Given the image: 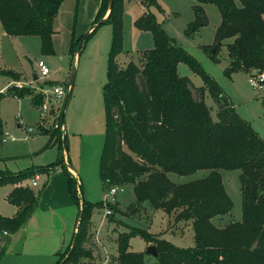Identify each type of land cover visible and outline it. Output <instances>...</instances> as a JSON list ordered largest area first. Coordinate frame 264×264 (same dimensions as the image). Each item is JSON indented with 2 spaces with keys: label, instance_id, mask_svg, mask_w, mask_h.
Returning a JSON list of instances; mask_svg holds the SVG:
<instances>
[{
  "label": "trees",
  "instance_id": "1",
  "mask_svg": "<svg viewBox=\"0 0 264 264\" xmlns=\"http://www.w3.org/2000/svg\"><path fill=\"white\" fill-rule=\"evenodd\" d=\"M108 1L101 0L90 25L93 29L86 38L88 40L104 23H112L107 81L102 89L105 113L99 164L102 188L132 186L136 205L147 202L153 209L175 213V222L191 221L194 241L193 247L179 248L144 230L127 228L129 232L120 233L116 239L117 264H144V252L129 251V241L134 236L142 237L155 247L157 258H152V264H264V140L239 116L215 80L164 33L148 9L157 6L156 0H139L145 10L133 23L137 30L151 34L153 48L141 52L137 63L130 62L120 68L116 59L123 52L122 0H113L111 10H108ZM195 1L194 22L186 35L206 26L208 20L202 5L211 4L218 10L221 22L215 31L214 44L204 48L206 53L208 49L213 50L209 58L218 62L219 47L231 39L226 46L229 63L224 74L230 77L235 73L264 72V0ZM62 2L0 0L3 33L8 37L37 36L42 53L53 54L52 24ZM81 38L71 34L70 54L77 53ZM180 63L201 77L203 87L194 88L188 78L178 76ZM29 91L16 94L8 90L18 97L33 95ZM204 91L214 101L216 120L203 101ZM42 100L40 92L32 96L31 102L39 107ZM262 104L264 106V100ZM45 134L49 136L48 145L54 142L60 148L56 163L18 175L0 173V188L13 186L7 201L16 207L13 217L0 216V233L17 232L36 205L34 193L17 186L18 183L38 173L48 174L55 166H60L66 177L68 195L78 209L77 218L81 204L82 210L75 224L74 246L66 258L72 236L66 249L57 253L62 257L55 264H79L87 256L83 245L92 211L103 203L80 201L75 188L77 181L64 163L65 134L59 130L45 131ZM199 170L209 173L184 184H174L167 177L168 173L188 176ZM219 170L241 172V220L223 228L211 223V219L226 215L232 209ZM106 205L112 212L118 211L116 205ZM3 253L0 250V258Z\"/></svg>",
  "mask_w": 264,
  "mask_h": 264
},
{
  "label": "rangeland",
  "instance_id": "2",
  "mask_svg": "<svg viewBox=\"0 0 264 264\" xmlns=\"http://www.w3.org/2000/svg\"><path fill=\"white\" fill-rule=\"evenodd\" d=\"M86 1V0H84ZM92 0H88L89 4ZM82 0H63L53 20L51 37L53 54L45 55L41 50L37 36L8 37L0 25V173L18 175L28 169H41L59 160L58 143L48 145L49 136L45 131H62L65 134L64 158L70 170L77 177L76 191L80 201L89 203L102 202L103 206L92 211L88 235L83 245L87 256L79 264H117L116 239L122 232L136 228L149 233L155 238L171 243L179 248L193 247V229L191 221L175 222V213L166 214L162 210L153 209L147 202L136 205L132 186L118 187V191L110 196L109 190L102 188L99 177V164L104 142L105 113L103 102V86L107 81V59L112 41V23L110 21L99 26L86 40L79 55L70 54L71 34L76 37V19L78 6ZM157 6L150 7L156 22L164 33L182 48L200 65L202 70L219 85L236 112L264 140V106L261 92L252 89L243 73H235L230 77L224 74L229 58L225 40L219 47L216 57L218 62L209 58L211 49L205 47L214 44L215 31L221 22L220 14L211 4L202 5L208 22L206 26L186 35V31L194 22L193 7L195 0H156ZM122 47L123 52L117 56V65L124 68L128 63H137L141 52L153 48L152 36L149 32L137 30L133 23L144 12L145 8L139 0H122ZM78 29V28H77ZM89 29V28H88ZM83 33V35L88 31ZM77 38V37H76ZM42 61L49 70L47 77L41 78L37 63ZM75 72L70 100L64 110V122L61 126L59 115L62 111L65 96L70 86L71 76ZM177 74L189 79L194 88L203 87L200 76L180 63ZM35 76V80L33 79ZM62 87L65 96L56 100L52 91ZM12 93L30 90L34 96L42 93L43 100L39 107L32 105L33 95L18 97ZM198 98V94L194 92ZM203 101L213 120H216V106L207 91L202 94ZM46 106V110L42 106ZM61 126V127H60ZM33 130L29 133L28 130ZM64 129L66 130L64 132ZM7 133L16 138L14 142L2 143V136ZM65 161V160H64ZM208 170H199L188 176L168 173V179L174 184H184L207 176ZM224 189L232 201L231 211L223 216L211 219L217 228H223L231 222L241 220V193L239 170H219ZM37 175V185L31 181ZM18 183L17 186L28 188L36 196L37 202L32 218L42 214L56 219L42 221L38 227V236L31 234L30 224L17 232L8 234V241L3 242L0 233V250L4 253L0 264H55L59 261V239L65 229L72 231L76 224L78 209L71 206L57 208L66 194V177L60 166H55L48 174L38 173ZM66 182V184H65ZM51 184L49 190H46ZM11 185L0 188V216L11 218L14 214L7 201ZM70 201V200H69ZM106 204L116 205L118 211L106 215L109 208ZM133 206V207H132ZM134 209V210H133ZM32 211V212H33ZM32 214V213H31ZM30 214V215H31ZM30 217V216H29ZM29 219V218H28ZM27 219V221H28ZM26 221V222H27ZM25 222V223H26ZM128 228V229H127ZM67 232V233H68ZM6 237V236H5ZM152 243L142 237L134 236L129 241V251L144 252ZM66 247V246H65ZM63 247L62 249H64ZM57 249H59L58 252ZM153 257L147 256L144 264H152Z\"/></svg>",
  "mask_w": 264,
  "mask_h": 264
},
{
  "label": "crops",
  "instance_id": "3",
  "mask_svg": "<svg viewBox=\"0 0 264 264\" xmlns=\"http://www.w3.org/2000/svg\"><path fill=\"white\" fill-rule=\"evenodd\" d=\"M81 1V0H80ZM100 2H101V0H92L91 2H90V4H89V2H88V0H86V1H84V0H82V2H81V5H80V3H79V7H80V9H78V15H77V19H76V31H75V33H77V35H76V37L78 38V37H81V36H83V33L88 29V28H90V25H91V23H92V21H93V19H94V17H95V15H96V13H97V10H98V8H99V5H100ZM143 13V12H142ZM263 18H264V16H263ZM78 28V29H77ZM89 30V29H88ZM66 130L64 129V132H65ZM14 142V141H13ZM64 154V153H63ZM64 162L66 163V164H68L67 162V160H66V158H64ZM67 161V162H66ZM67 168H68V170L69 171H71V173H72V175H74L75 177H77V174L73 171V170H70L69 169V167L67 166ZM65 184H66V182H65ZM50 186H51V184H48V186H47V188H46V190H49V188H50ZM11 187V190L13 189V186L11 185L10 186ZM11 190H10V192H11ZM9 192V193H10ZM8 193V194H9ZM66 194H67V196H68V198H69V200H64L63 202H61L60 203V205L58 206V207H52V210H56L57 208L59 209V208H61V207H63V208H66V209H68V211H69V209H70V207L73 205V206H75L74 205V203L72 202V200L70 199V197H69V195H68V192H67V185H66ZM11 207H12V209H13V212L11 213V214H14L15 215V213H16V207H14L13 205H11V204H9ZM33 213H34V211L32 212V214L30 215V217H29V219H28V221L25 223V227H24V229H26V231H27V227H29L28 225L30 224V226H31V228H32V230H31V234L32 235H34V236H38V234L40 233L37 229H38V227H39V225L41 224V222L42 221H45V220H47V219H53V220H55L57 217H56V214H50L52 217H47V216H44V215H42V214H46L47 212L46 211H43V210H41V212H40V214H38V217L37 218H32V216H33ZM13 215V216H14ZM12 216V217H13ZM55 218V219H54ZM70 225H68V229H65L64 230V232L62 233V235H61V239H59V245L58 246H60V252H62V251H64L65 249H66V247L69 245V243H70V241H71V238H72V236H73V233L75 232V226L73 227V229H72V231H69L68 232V230L70 229V226H71V223H69ZM68 232V233H67ZM8 236V235H7ZM7 236L5 237V236H2L1 235V237H2V239H3V242H6V241H8V238H7ZM66 246V247H65ZM63 247H65L64 249H62ZM59 251V249H57V251L56 252H58Z\"/></svg>",
  "mask_w": 264,
  "mask_h": 264
},
{
  "label": "built area",
  "instance_id": "4",
  "mask_svg": "<svg viewBox=\"0 0 264 264\" xmlns=\"http://www.w3.org/2000/svg\"><path fill=\"white\" fill-rule=\"evenodd\" d=\"M37 69H38V72H39V75L41 78L47 77L49 75V70H48L47 66L42 61L37 63ZM246 77H247L248 85L252 89L261 92V97L264 99V72H251V73L247 74ZM52 93L55 96L56 100H58V99L64 97L66 92L63 90L62 87L57 86V87L53 88ZM42 109L46 110V106L43 105ZM28 132L32 133L33 130L29 129ZM15 140H16V138L11 137L7 133H5L2 136L1 142L6 143L8 141L13 142ZM36 180H37V175L34 177V180L31 181V185L33 187H35L37 185V183L35 182ZM117 191H118L117 187L111 188L109 190L110 196H113L114 194H116ZM110 213L111 212L108 209V211L106 212V215H109ZM1 235L7 236L8 234L5 231H3V232H1Z\"/></svg>",
  "mask_w": 264,
  "mask_h": 264
},
{
  "label": "water",
  "instance_id": "5",
  "mask_svg": "<svg viewBox=\"0 0 264 264\" xmlns=\"http://www.w3.org/2000/svg\"><path fill=\"white\" fill-rule=\"evenodd\" d=\"M113 6V0H109L108 1V10H111ZM107 16H105L101 21H100V24L104 22V20L106 19ZM93 28H89V30L82 36L80 42H79V45H78V49H77V55L80 54V50H81V47L84 43V41L86 40V38L88 37L89 33L92 31ZM212 53H213V50H212ZM74 76H75V72L73 71L72 73V76H71V82H70V86H69V89L67 91V94L65 96V99H64V103H63V106H62V111H61V115H60V121L63 123L64 122V110L66 109V106L70 100V97H71V92H72V86H73V80H74ZM33 79L35 80V76H33ZM67 166V165H66ZM81 210H82V204H81V207H80V210H79V215H78V218H77V224H78V220L80 219V214H81ZM75 239H76V234H74L73 236V239H72V243H71V246H70V250L68 252V254L66 255V258L68 257L69 253L71 252L73 246H74V242H75ZM145 255L147 256H151L153 258H157V252H156V249L154 246H148L145 250Z\"/></svg>",
  "mask_w": 264,
  "mask_h": 264
}]
</instances>
